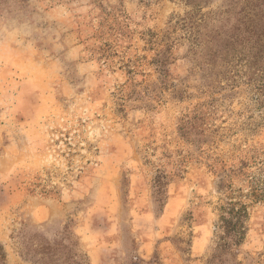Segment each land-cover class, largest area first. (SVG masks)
<instances>
[{
    "label": "rangeland",
    "instance_id": "374dc122",
    "mask_svg": "<svg viewBox=\"0 0 264 264\" xmlns=\"http://www.w3.org/2000/svg\"><path fill=\"white\" fill-rule=\"evenodd\" d=\"M192 11L0 0V264H264L263 111Z\"/></svg>",
    "mask_w": 264,
    "mask_h": 264
},
{
    "label": "trees",
    "instance_id": "16d2710c",
    "mask_svg": "<svg viewBox=\"0 0 264 264\" xmlns=\"http://www.w3.org/2000/svg\"><path fill=\"white\" fill-rule=\"evenodd\" d=\"M182 1L194 7V11L176 19L175 26L186 33L187 41L202 60L210 57V61L221 60L228 63L226 69L230 68L232 71H226L229 74L227 81L232 82V85L243 79L251 85V100L257 111H263L260 117L264 121V0L229 2V8L223 14L233 19L234 24L229 34L225 35L223 43H220L222 34L216 33L212 37L206 32L208 19L213 12H205V8L209 7L212 0ZM249 118L253 119V116ZM259 124L264 125V122ZM249 129L256 130L251 124Z\"/></svg>",
    "mask_w": 264,
    "mask_h": 264
}]
</instances>
